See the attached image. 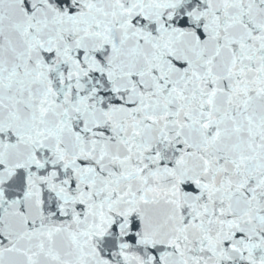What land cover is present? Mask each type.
I'll return each instance as SVG.
<instances>
[{"label": "water", "instance_id": "95a60500", "mask_svg": "<svg viewBox=\"0 0 264 264\" xmlns=\"http://www.w3.org/2000/svg\"><path fill=\"white\" fill-rule=\"evenodd\" d=\"M0 264H264V0H0Z\"/></svg>", "mask_w": 264, "mask_h": 264}]
</instances>
